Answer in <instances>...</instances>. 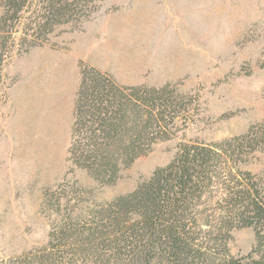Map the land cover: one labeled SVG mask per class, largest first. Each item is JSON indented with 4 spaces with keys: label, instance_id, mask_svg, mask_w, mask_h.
I'll list each match as a JSON object with an SVG mask.
<instances>
[{
    "label": "rangeland",
    "instance_id": "374dc122",
    "mask_svg": "<svg viewBox=\"0 0 264 264\" xmlns=\"http://www.w3.org/2000/svg\"><path fill=\"white\" fill-rule=\"evenodd\" d=\"M80 61L123 85L175 84L198 96V114L99 186L66 161ZM262 121L264 0H105L79 29L59 27L47 44L0 62V260L46 244L59 216L44 194L62 182L91 191L60 201L61 215L82 214L132 191L179 143L240 136ZM244 169L264 173V152ZM253 245L251 228L235 229L228 251L243 257Z\"/></svg>",
    "mask_w": 264,
    "mask_h": 264
},
{
    "label": "trees",
    "instance_id": "16d2710c",
    "mask_svg": "<svg viewBox=\"0 0 264 264\" xmlns=\"http://www.w3.org/2000/svg\"><path fill=\"white\" fill-rule=\"evenodd\" d=\"M104 1L0 0V62L47 44L59 27L79 29ZM79 69L66 161L99 186L198 114V96L175 84L123 85L84 62ZM257 152L264 121L217 142L183 141L132 191L90 202L82 214L61 215L60 201L91 191L62 182L44 194L59 216L46 244L0 264H264V173L244 169ZM240 228L252 229L254 245L234 257L228 242Z\"/></svg>",
    "mask_w": 264,
    "mask_h": 264
},
{
    "label": "crops",
    "instance_id": "0c3cea01",
    "mask_svg": "<svg viewBox=\"0 0 264 264\" xmlns=\"http://www.w3.org/2000/svg\"><path fill=\"white\" fill-rule=\"evenodd\" d=\"M27 78H35L34 76H32V75H30V76H28Z\"/></svg>",
    "mask_w": 264,
    "mask_h": 264
}]
</instances>
